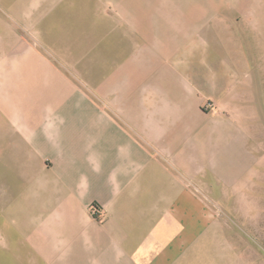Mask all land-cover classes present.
Segmentation results:
<instances>
[{"label": "crops", "instance_id": "crops-1", "mask_svg": "<svg viewBox=\"0 0 264 264\" xmlns=\"http://www.w3.org/2000/svg\"><path fill=\"white\" fill-rule=\"evenodd\" d=\"M47 4L0 0V166L17 165V172H0V181L18 173L30 182L17 206V236L37 249L24 261L228 264L200 191L215 173V129L195 105L206 96L226 99L243 72L233 73L230 56L228 65L215 63L210 50L209 65L194 64L191 52L209 49L195 39L178 67L157 66L159 76L135 80L125 66L126 77L117 71L99 91L86 93L35 48L29 59L17 50V37L44 30ZM246 40L238 36V51L247 75L256 76L262 45ZM192 96L193 117L185 109ZM7 149H17L16 160L6 161ZM6 212L0 207V220L12 226Z\"/></svg>", "mask_w": 264, "mask_h": 264}, {"label": "rangeland", "instance_id": "rangeland-1", "mask_svg": "<svg viewBox=\"0 0 264 264\" xmlns=\"http://www.w3.org/2000/svg\"><path fill=\"white\" fill-rule=\"evenodd\" d=\"M38 7L43 18L45 6L39 1ZM47 8V30L44 21L39 36L17 37V50L22 48L21 56L29 59L35 48L40 60L59 67L86 93L99 91L117 71L119 78L126 77L121 74L125 66L135 80L159 76L157 66L167 69L175 62L178 67L195 39L209 47L191 52L198 66L209 65L210 51L215 63L228 65L230 56L233 73L243 72L236 78L239 87L233 86L224 100L206 96L195 105L201 120L213 122L215 129L210 158L215 173L200 191L207 194L203 199L214 217L212 236L221 242L228 264H264V0H48ZM17 14L22 15L19 9ZM241 35L247 44L250 39L256 45L261 42L258 76L247 75L250 67L238 51ZM193 98L185 102L192 117ZM3 151L6 161L17 159V149ZM15 169L17 165L0 166L2 174ZM16 174L0 181L4 221L12 222L9 226L0 220L5 224L0 264H28L24 259L33 258L37 249L20 243L17 236V206L25 201L21 192L31 189L30 182ZM91 210L96 213L97 207Z\"/></svg>", "mask_w": 264, "mask_h": 264}]
</instances>
